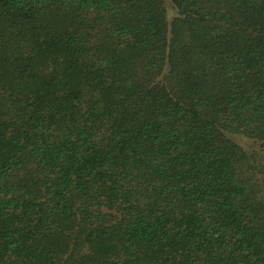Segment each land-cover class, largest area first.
<instances>
[{
    "label": "trees",
    "instance_id": "trees-1",
    "mask_svg": "<svg viewBox=\"0 0 264 264\" xmlns=\"http://www.w3.org/2000/svg\"><path fill=\"white\" fill-rule=\"evenodd\" d=\"M0 264H264V0H0Z\"/></svg>",
    "mask_w": 264,
    "mask_h": 264
}]
</instances>
